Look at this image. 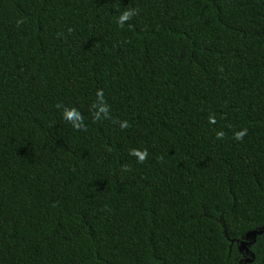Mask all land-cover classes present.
Instances as JSON below:
<instances>
[{"label": "trees", "instance_id": "1", "mask_svg": "<svg viewBox=\"0 0 264 264\" xmlns=\"http://www.w3.org/2000/svg\"><path fill=\"white\" fill-rule=\"evenodd\" d=\"M263 228L264 0H0V264H264Z\"/></svg>", "mask_w": 264, "mask_h": 264}, {"label": "clouds", "instance_id": "2", "mask_svg": "<svg viewBox=\"0 0 264 264\" xmlns=\"http://www.w3.org/2000/svg\"><path fill=\"white\" fill-rule=\"evenodd\" d=\"M135 14L134 10H128V11H124L118 18L117 23L123 27L124 21L130 19L133 15ZM22 21H18V23H20ZM98 96H100V93H97ZM59 107V105H58ZM94 107L98 108V111L94 114L95 118H99L101 113H104L105 115L107 114V107L99 104V105H94ZM62 118L65 119L66 121L70 122L72 127L74 129H82L85 127L84 123H83V118L80 115V113L75 109V108H65L63 113H62ZM210 119H212L210 117ZM126 124H121V127H125ZM246 129H242L240 132L235 134V139L240 140L243 138V136L246 134ZM218 136H222V133H217ZM134 155L138 156L139 158V162H142L144 157L147 155V152H134Z\"/></svg>", "mask_w": 264, "mask_h": 264}, {"label": "water", "instance_id": "3", "mask_svg": "<svg viewBox=\"0 0 264 264\" xmlns=\"http://www.w3.org/2000/svg\"><path fill=\"white\" fill-rule=\"evenodd\" d=\"M262 232H264V228L263 229H259V230H253V231L247 232L245 234L244 240L239 242L238 250L241 251V250L244 249V251L246 253L249 252L247 246L251 245L254 242V240H255V236L258 235V234H261ZM248 240H251V241H248ZM251 258H252V255H251ZM249 262H251V259L245 258L243 264H246V263H249Z\"/></svg>", "mask_w": 264, "mask_h": 264}, {"label": "flooded vegetation", "instance_id": "4", "mask_svg": "<svg viewBox=\"0 0 264 264\" xmlns=\"http://www.w3.org/2000/svg\"><path fill=\"white\" fill-rule=\"evenodd\" d=\"M244 250V249H243ZM246 253V252H245ZM244 254V253H243Z\"/></svg>", "mask_w": 264, "mask_h": 264}]
</instances>
